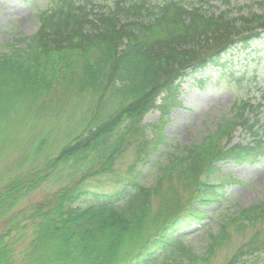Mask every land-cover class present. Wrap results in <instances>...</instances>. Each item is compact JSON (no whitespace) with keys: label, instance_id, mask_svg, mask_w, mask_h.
<instances>
[{"label":"trees","instance_id":"1","mask_svg":"<svg viewBox=\"0 0 264 264\" xmlns=\"http://www.w3.org/2000/svg\"><path fill=\"white\" fill-rule=\"evenodd\" d=\"M242 11L231 17L232 10L216 13L181 0H58L35 14L37 31L0 51V109L20 119L42 117L65 97H77L86 105V120L37 169L0 189V225L6 228L0 232V264H16L13 246L20 239L14 236L27 227L32 237L19 255L21 264H194L247 229L250 239L225 264L264 253V203L223 217L201 256L188 240L209 220V208H221L226 186L235 182L220 174L219 161L254 165L264 158L255 130L264 129V121L249 124L244 117L257 107L235 103L213 132L184 147L167 143L163 124L141 123L154 109L163 123L185 78L207 66L225 69L222 52L261 38L264 15ZM240 125L253 143L231 144ZM47 140L41 137L29 155L49 149ZM132 145L135 158L124 176L100 188ZM46 184L55 188L50 196L15 210ZM188 191L182 201L180 192Z\"/></svg>","mask_w":264,"mask_h":264},{"label":"rangeland","instance_id":"2","mask_svg":"<svg viewBox=\"0 0 264 264\" xmlns=\"http://www.w3.org/2000/svg\"><path fill=\"white\" fill-rule=\"evenodd\" d=\"M58 0H0V51L19 38L29 37L37 30L35 14L50 9ZM91 3L109 5L115 0H89ZM158 3L162 0H149ZM188 4H196L211 12L232 10L235 17L240 10L246 15L253 11L264 15V0H181ZM238 35L232 36L235 42ZM221 62L229 61L227 67L208 66L187 78L179 87L175 105L167 106L168 115L161 122V111L154 109L144 116L142 124L146 127L164 125L163 135L167 143L186 146L213 132L221 117L228 118L231 107L240 101L257 107L255 111H247L244 117L250 123L257 119L264 121V35L258 41L250 42L245 48H236L232 53L227 49L222 52ZM230 54V55H229ZM241 79L240 81H237ZM60 98H63L62 96ZM162 100L156 102L160 104ZM7 108V107H6ZM5 106L0 109V189L9 179L23 173L29 168H38L46 154L53 156L57 149L66 143L67 136L79 134L86 120V105L77 97H65L60 104L52 105L42 117H25L20 119L16 113L8 112ZM231 144H251L255 137L240 125L235 129ZM264 141V129H256ZM149 137L154 133L147 132ZM46 136L45 150L37 157H31V148ZM151 140V138H150ZM134 147L128 146L114 165L115 176L103 180V190L112 187L114 178H122L127 166L134 160ZM220 174L235 180L226 186V201L221 208L212 206L208 209L209 220L205 221L201 230L192 231L189 242L198 248V256L203 254L202 244L208 235L217 231V223L225 216L232 215L238 209L248 208L256 203H264V158L256 164H236L231 159L219 161ZM55 188L46 184L37 188L22 200L15 209L25 211L50 196ZM192 191L180 192L182 201H188ZM5 231L0 225V232ZM252 231L247 229L239 235L232 236L231 241L217 249L213 256L205 262L194 264H225L238 251ZM20 239L13 246L16 264H21L19 255L25 249L27 241L32 237L30 227L14 236ZM238 264H264V253L253 257H245Z\"/></svg>","mask_w":264,"mask_h":264}]
</instances>
